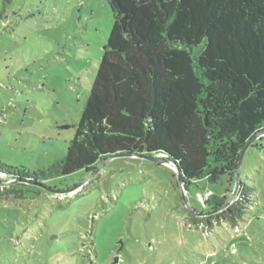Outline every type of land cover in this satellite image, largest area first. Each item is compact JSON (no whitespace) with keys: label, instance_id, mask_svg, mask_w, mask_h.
Wrapping results in <instances>:
<instances>
[{"label":"rangeland","instance_id":"rangeland-1","mask_svg":"<svg viewBox=\"0 0 264 264\" xmlns=\"http://www.w3.org/2000/svg\"><path fill=\"white\" fill-rule=\"evenodd\" d=\"M112 24L104 0H0V163L32 175L64 156ZM235 174L184 186L189 206L219 208ZM188 212L177 171L147 158L48 180L0 174V264H264V133L232 203Z\"/></svg>","mask_w":264,"mask_h":264},{"label":"trees","instance_id":"trees-1","mask_svg":"<svg viewBox=\"0 0 264 264\" xmlns=\"http://www.w3.org/2000/svg\"><path fill=\"white\" fill-rule=\"evenodd\" d=\"M104 1L113 24L64 156L0 174L48 180L119 154L168 158L185 187L236 170L264 128V0Z\"/></svg>","mask_w":264,"mask_h":264},{"label":"water","instance_id":"water-1","mask_svg":"<svg viewBox=\"0 0 264 264\" xmlns=\"http://www.w3.org/2000/svg\"><path fill=\"white\" fill-rule=\"evenodd\" d=\"M124 21L122 20V23ZM264 133V128H261L259 129L256 133H254L250 139L246 142V144L243 146L240 154H239V158H238V163H237V168H236V174H235V190L234 192L232 193V195L219 207L217 208L216 210L212 211V212H209V213H203V212H196L194 211L188 204V201H187V197H186V190L184 188V184H183V178L180 174L179 171L176 170V167H175V164L168 158H165V157H161L160 155H147V154H119V155H114V156H110V157H107L105 158L104 160H102L101 162H99V166L101 164H103L104 162H106L107 160L113 158V157H119V156H135V157H142V158H147V159H150V160H153V161H158V162H163V163H168L169 165H172V167L177 171V175H178V182H179V185H180V188H181V193H182V198L184 200V204L187 208V210L189 211V213L191 215H194V216H205L207 214H210V213H213V212H216V211H219L227 206H229L233 199L235 198V195L237 193V189L238 187L240 186V183H241V161H242V157L245 153V151L247 150V148L252 144V142L260 135V134H263ZM96 172V169L92 170L89 174H87L85 176V178L78 184V185H75L71 188H68V189H64V190H59V191H56V193H58L59 195L61 196H65V195H70L72 194L74 191H76L84 182H86L87 180H89ZM2 184H6L5 183H2Z\"/></svg>","mask_w":264,"mask_h":264},{"label":"bare ground","instance_id":"bare-ground-1","mask_svg":"<svg viewBox=\"0 0 264 264\" xmlns=\"http://www.w3.org/2000/svg\"><path fill=\"white\" fill-rule=\"evenodd\" d=\"M172 166V165H171Z\"/></svg>","mask_w":264,"mask_h":264}]
</instances>
